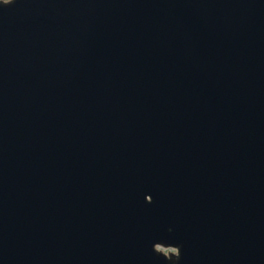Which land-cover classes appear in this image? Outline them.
Wrapping results in <instances>:
<instances>
[{"label":"water","instance_id":"obj_1","mask_svg":"<svg viewBox=\"0 0 264 264\" xmlns=\"http://www.w3.org/2000/svg\"><path fill=\"white\" fill-rule=\"evenodd\" d=\"M0 264H264V0H0Z\"/></svg>","mask_w":264,"mask_h":264},{"label":"clouds","instance_id":"obj_2","mask_svg":"<svg viewBox=\"0 0 264 264\" xmlns=\"http://www.w3.org/2000/svg\"><path fill=\"white\" fill-rule=\"evenodd\" d=\"M5 5L10 4V0H4Z\"/></svg>","mask_w":264,"mask_h":264},{"label":"rangeland","instance_id":"obj_3","mask_svg":"<svg viewBox=\"0 0 264 264\" xmlns=\"http://www.w3.org/2000/svg\"><path fill=\"white\" fill-rule=\"evenodd\" d=\"M164 252H166V251H164Z\"/></svg>","mask_w":264,"mask_h":264}]
</instances>
